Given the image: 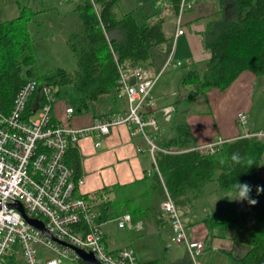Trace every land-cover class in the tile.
<instances>
[{"label":"trees","instance_id":"trees-1","mask_svg":"<svg viewBox=\"0 0 264 264\" xmlns=\"http://www.w3.org/2000/svg\"><path fill=\"white\" fill-rule=\"evenodd\" d=\"M96 1L99 13L90 0H79L74 8L80 24L70 33L68 43L76 57L77 69L71 73L57 66L40 74L35 64L30 24L42 10L16 0L18 15L0 21L1 110L8 112L11 109L17 92L29 78L57 86L74 84L80 92L78 107L87 108L102 94L109 93L115 99L119 97L117 63L146 69L152 65V48L161 47L169 40L163 27L165 17L152 14L139 23L132 11L117 16L114 7L118 0ZM171 2L178 10L181 0ZM232 13L231 18L208 23L204 42L211 55L205 60V69L200 71L197 62L191 60L181 67L182 83L189 86L187 100L214 87L227 88L244 70L264 76V0H236ZM39 99L38 93L30 98L27 114L35 110ZM251 130L264 131V125L262 129ZM161 144L169 151L156 153L159 171L155 169L149 178L140 182L151 180L146 188L147 195L140 186L131 189L126 185L115 186L117 190L124 189L98 204L99 221H108L125 211L132 214L135 223L155 215L165 198V189L181 211L202 196L208 183H215L219 192L234 193V196L240 194L239 184H247L251 189L248 199H221L203 218L210 230L238 228L244 223L241 210L250 201L264 197V193L254 194L251 185L262 163L264 136L241 135L225 141L214 153H202L194 148L195 136L190 126L180 121L171 126L170 134L163 137ZM234 154H238V160H233ZM73 177H78L76 168ZM139 199H144L147 204ZM133 201L137 204L130 210L128 204ZM255 225L250 233L254 238L253 245L238 260L239 264H264V199ZM140 264L176 263L151 259Z\"/></svg>","mask_w":264,"mask_h":264},{"label":"crops","instance_id":"crops-1","mask_svg":"<svg viewBox=\"0 0 264 264\" xmlns=\"http://www.w3.org/2000/svg\"><path fill=\"white\" fill-rule=\"evenodd\" d=\"M190 1L194 6L187 9L184 14L183 22L186 31L175 39L177 10L171 0H164L168 13L164 23H168L169 29L166 31L164 24L163 27L169 40L161 47L152 48V65L147 68L149 74H157L172 52L173 59L182 62L181 66H170L167 72L168 68L162 71L154 88L159 107L170 103L174 105L170 121H165L159 110L161 134L163 137L168 136L173 124L185 121L195 136L196 145L216 142L220 137L226 141L233 140L244 134L243 127L238 120L240 112L247 114L249 129H262L264 125V76L251 70L242 71L225 89L214 87L205 94L198 95L190 101L187 100L189 86L182 83V70L179 68L191 60L197 62L200 71L205 69V60L211 55L204 42L208 23L219 21L221 18H231L233 13L221 10L230 6L234 8L231 5L232 0ZM158 2V0H118L114 11L118 17L132 11L136 20L143 23L146 17L157 14L154 13L152 6ZM76 3L77 1L70 3L65 0H35L34 7H31L42 11L30 24L31 34L34 33L40 39H44V37L49 38L51 34L55 35L56 32H62L68 42L70 33L80 24L78 13L74 10ZM2 7L6 14L1 15L0 11L1 20L13 18L19 13L16 0H0V8ZM139 8L143 9L140 17L138 16ZM204 12H207V15ZM34 40L33 38V42ZM173 40H178L177 46L174 51L173 47H170L167 53L168 45ZM76 69L77 66L72 71L66 70L72 73ZM162 77H165L166 82H160ZM59 89L60 86L53 114L56 120L66 122L65 108L72 104L68 103V98L61 96ZM73 106L75 109L70 122L74 126L82 127L89 125L96 116L124 110L127 102L124 97L115 99L111 94L106 93L91 101L87 108H78L77 104ZM99 139L101 143L96 146L95 142ZM138 145L144 147L145 150L138 151ZM65 158L73 172L75 168L77 169V179L83 178V182L77 187L78 194L87 196L106 192L113 198L115 193L122 192L124 189L118 188L117 190L115 187L117 185H126L127 189L140 186L146 196V188L151 180L142 184L140 182L149 178L156 169L151 154L146 150L144 138L141 134H132L131 128L127 125L113 128L107 136L99 138L95 135L83 136L76 144L68 148ZM73 161L77 166L75 168H73ZM251 185L256 194L264 193V154L258 174L252 178ZM234 195V193H221L217 190L215 183H208L202 196L194 199L195 201L189 203L186 209L181 210L189 238L202 240L205 243L203 251L197 255L195 261L191 259L185 244L173 242V228L162 215L161 205L155 215L151 214L137 221L141 222L143 228L131 229L132 236L129 243L112 247V249L124 245L133 246L134 243L133 247L136 249L140 263L161 258L163 263L239 264L238 260L245 256L253 245L254 238L250 233L256 225L243 223L244 225L238 228L215 227L210 230L203 219L206 212L221 199L238 201L239 196ZM263 199L264 197H260L256 203H250L244 208L248 211L242 215L244 222L257 220L258 204H261ZM140 201L147 204L144 199Z\"/></svg>","mask_w":264,"mask_h":264},{"label":"built area","instance_id":"built-area-1","mask_svg":"<svg viewBox=\"0 0 264 264\" xmlns=\"http://www.w3.org/2000/svg\"><path fill=\"white\" fill-rule=\"evenodd\" d=\"M66 2L78 0H65ZM97 13L96 0H90ZM193 2L181 0L176 16L175 39L184 34V14ZM173 59V52L163 68L155 75L141 66L129 68L117 63L119 72V97H124V110L96 116L87 126H74L72 106L65 108L66 122L54 118L58 86L36 78H29L17 92L8 112L0 109V264H89L78 249L92 252L101 264H140L136 249L124 245L110 249L105 243L104 224L115 221L121 229L141 228L129 211L108 221H99L98 204L111 197L106 192L85 196L77 187L83 178L75 179L66 161L71 145L87 135L107 136L113 128L127 125L132 134H141L146 150L151 154L155 168L158 151L168 152L162 146L159 110L165 121H170L174 111L172 103L159 107L154 94L160 73L170 66H181ZM38 93L40 99L31 114L26 113L30 98ZM240 124L248 123V116L240 112ZM243 135L264 136L263 130L246 128ZM195 145L202 153H214L225 142ZM97 140L95 145H100ZM138 151L145 150L141 145ZM21 205L22 209L18 207ZM162 215L173 228V240L184 243L195 261L205 243L192 240L182 214L169 191L161 202ZM35 222H42L39 227ZM68 260V261H66Z\"/></svg>","mask_w":264,"mask_h":264},{"label":"rangeland","instance_id":"rangeland-1","mask_svg":"<svg viewBox=\"0 0 264 264\" xmlns=\"http://www.w3.org/2000/svg\"><path fill=\"white\" fill-rule=\"evenodd\" d=\"M23 1L32 7H34V5H35L34 4L35 0L34 1L33 0H23ZM158 1L159 2L157 4L155 3L152 6L154 9L153 10L154 13H157V15H162L164 17H167L168 13H167V8L164 5V0H158ZM72 2L73 1H70V3H72ZM232 2H233V4H231V5L234 7L235 6L234 5L235 0H232ZM219 6H220V4H219ZM230 7L229 8H223V10H221V11L224 12V11L228 10L232 14L233 9H232V7L231 8ZM0 11H1V15L6 14V11L3 9V7L0 8ZM142 11H143V9L139 8V10H138V16L139 17L141 15ZM207 12H204V13L206 14ZM53 14H55V12H53ZM203 17H207V16H203ZM0 21H1V19H0ZM164 25H166L165 29L167 31L169 29V25H168V23H164ZM184 26H185V24H184ZM76 28L77 27H75L74 30ZM185 28H186V26H185ZM32 35H33V38L35 39L33 42V50H34L35 59H36L35 64H36V67L38 68V71L40 74L44 73L48 70L54 69L57 66L64 67L69 71H72L77 66L76 57H75L73 51L71 50L69 43L66 42V39L64 38L62 32H56L55 35L51 34L49 38L44 37V39H40L34 33ZM177 41L178 40H176V41L173 40L169 43L167 53L170 50V47H173V51L175 50V48L177 46L176 45ZM179 47H180V45H179ZM169 69L170 68H168L166 70V72ZM179 70H182V68H179ZM160 75H161V73H160ZM165 75H167V74H165ZM164 78L165 77L161 78V80H160L161 83L166 82V79H164ZM59 91H60L61 96L69 99L68 103L72 104L70 106H72L73 108H74L73 105H75V104H77V106H79L80 92L75 87V85H73V84L62 85V86H60ZM248 125H249L248 123L244 124V125L241 124V126L243 127L242 128L243 131H245V129L248 128ZM252 191L254 194H256L253 189H252ZM256 195H259V194H256ZM137 201H133L130 204H128V208L130 210L133 209L136 206ZM215 202H216V200L214 201V204H215ZM261 204H258L259 205V214H260V210H261ZM245 212H248V211L246 209H242L241 215H244ZM251 212H253V211H251ZM245 223H250V224L252 223L254 226L255 220L245 221L244 224ZM141 228H143V226ZM104 229H105L106 234H107L106 239H105V243L107 242L106 245L108 248L111 249L112 247L119 246V245L121 246L123 244H127L130 242V239L132 236L131 229H127V228L121 229L117 226V223L115 221H108L106 223V225L104 226ZM172 235H173V233H172ZM170 240H171V237H170ZM173 242H175V241L173 240ZM133 246H135L134 243H133ZM159 260L161 262H163V260L161 258H159ZM66 261H68V260H66Z\"/></svg>","mask_w":264,"mask_h":264},{"label":"water","instance_id":"water-1","mask_svg":"<svg viewBox=\"0 0 264 264\" xmlns=\"http://www.w3.org/2000/svg\"><path fill=\"white\" fill-rule=\"evenodd\" d=\"M19 208L22 209L21 205H18ZM33 223H35L39 227H44L42 222H35L33 220H30ZM79 253L82 255L83 259L86 260L89 264H101L93 255L92 252H85L81 249H78Z\"/></svg>","mask_w":264,"mask_h":264},{"label":"clouds","instance_id":"clouds-1","mask_svg":"<svg viewBox=\"0 0 264 264\" xmlns=\"http://www.w3.org/2000/svg\"><path fill=\"white\" fill-rule=\"evenodd\" d=\"M233 160H238V154L233 155ZM240 188V194L238 199H248L249 198V193L251 191L250 187L247 184H239ZM251 203H256V201L252 200L250 201Z\"/></svg>","mask_w":264,"mask_h":264},{"label":"bare ground","instance_id":"bare-ground-1","mask_svg":"<svg viewBox=\"0 0 264 264\" xmlns=\"http://www.w3.org/2000/svg\"><path fill=\"white\" fill-rule=\"evenodd\" d=\"M158 164V163H157ZM107 235V234H106ZM107 243V242H106Z\"/></svg>","mask_w":264,"mask_h":264}]
</instances>
